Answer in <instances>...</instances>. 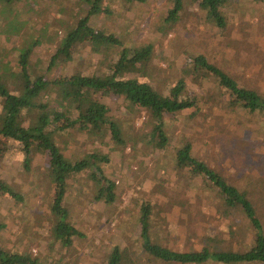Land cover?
Instances as JSON below:
<instances>
[{
	"label": "rangeland",
	"instance_id": "obj_1",
	"mask_svg": "<svg viewBox=\"0 0 264 264\" xmlns=\"http://www.w3.org/2000/svg\"><path fill=\"white\" fill-rule=\"evenodd\" d=\"M228 1L225 29L215 26L188 1L175 22L165 19L170 0L103 1L106 9L92 17L93 26L114 33L135 50L147 49L149 55L133 67L126 64L116 76L147 81L165 94L182 77L185 93L197 99L199 111L165 114L170 143L162 150L130 138L122 148L109 134L99 138L78 128L55 131L54 141L72 160L90 152L106 154L107 160L99 166L116 185L115 200L109 204L95 198L98 185L86 171L68 179L63 200L68 220L84 234L74 238L71 247L49 238L48 203L57 188L47 176V154L34 152L26 168L21 141L0 135V180L23 196L16 201L0 192V246L44 256V264H103L105 253L114 245L140 250L137 219L144 202L153 205L151 235L176 250H198L204 245L239 247L237 237L229 239L228 235L238 228L246 229L245 245L250 243V228L239 211L221 213L216 190L202 189L200 178L191 179L173 167L175 147L188 139L194 156L234 184L255 188L257 195L252 194V199L264 201L262 116L229 104L228 93L210 73L184 68L190 65L191 56L200 53L240 86L264 94V1ZM60 6L62 11L56 9ZM85 8L78 0H0V69L16 71L19 53L32 45L30 66L36 65L45 77H69L75 71L111 77L118 49L95 52L84 41L70 50V59L52 57L59 41L54 19L71 20L84 14ZM100 99L125 127L129 122L134 129L142 124L144 112L130 111L116 90L105 92ZM138 255V264H176L146 260L141 251Z\"/></svg>",
	"mask_w": 264,
	"mask_h": 264
},
{
	"label": "trees",
	"instance_id": "obj_2",
	"mask_svg": "<svg viewBox=\"0 0 264 264\" xmlns=\"http://www.w3.org/2000/svg\"><path fill=\"white\" fill-rule=\"evenodd\" d=\"M86 5L84 14L71 20L55 18L54 33L59 36L52 57L66 61L70 59V50L79 42H90L95 52L115 51L118 58L113 63V75L73 72L69 77H45L38 73L36 65L29 63L32 45L23 48L17 57L18 69L7 71L0 69V135L11 136L21 141L27 166L34 152L47 154L48 173L51 182L56 185L57 193L48 203L49 238L62 247H71L74 238L83 237L81 230L69 220V211L64 204L67 181L71 176L86 171L93 183L98 185L95 192L97 200L113 203L115 200V182L102 174L99 162L106 161V154L90 152L81 158L72 160L65 156L54 141L57 129L78 128L99 138L109 134L116 145L124 148L126 140H140L144 147L162 150L170 143L165 128L166 113H180L191 110L196 114L197 99L185 93V80L181 77L169 89L168 93L155 89L147 81L138 78L117 77L126 64L132 67L149 58L147 49L135 50L117 35L96 28L92 17L103 12L104 0H78ZM144 1V0H139ZM171 7L165 19L175 22L184 7L185 1L191 2L204 11L206 18L220 29H225L227 21L225 10L228 0H170ZM264 1V0H257ZM64 8V7H63ZM61 6L58 11H62ZM52 58V59H53ZM192 61L185 69H202L210 73L229 95V104L237 106L250 114H260L264 120V94L252 88L240 86L227 72L210 63L202 54L191 56ZM39 61V60H37ZM131 63V64H129ZM133 64V65H132ZM131 67V68H132ZM135 68V67H134ZM12 77H9V76ZM11 81V82H10ZM116 90L127 102L130 111L144 112L142 124L134 129L132 122L128 126L112 114L100 96L110 90ZM27 111V113H25ZM27 123L24 124V118ZM173 167L178 172L188 174L189 178H200L203 189L216 190L217 209L221 213L239 211L247 220L251 231V240L245 245L246 229L229 230V239H238L236 248L225 247L211 249L204 245L198 250L181 251L163 244L158 235L152 236L151 215L153 205L141 204L137 219L139 223L140 250L114 245L105 253L103 264H138L141 251L146 260H161L176 264H264V201H254L257 195L251 186L240 187L224 176L220 171L208 166L192 154V143L188 139L180 141L175 147ZM264 185V183H263ZM0 192L21 201L23 196L13 186L0 180ZM3 225L0 224V228ZM210 239V238H208ZM44 256L29 254L27 251L10 250L0 246V264H44Z\"/></svg>",
	"mask_w": 264,
	"mask_h": 264
}]
</instances>
